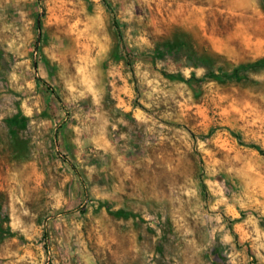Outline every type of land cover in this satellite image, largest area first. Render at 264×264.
Returning a JSON list of instances; mask_svg holds the SVG:
<instances>
[{
  "label": "rangeland",
  "instance_id": "374dc122",
  "mask_svg": "<svg viewBox=\"0 0 264 264\" xmlns=\"http://www.w3.org/2000/svg\"><path fill=\"white\" fill-rule=\"evenodd\" d=\"M0 264H264V0H0Z\"/></svg>",
  "mask_w": 264,
  "mask_h": 264
}]
</instances>
